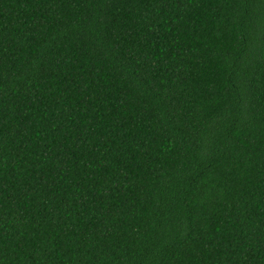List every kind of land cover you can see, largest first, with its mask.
Returning <instances> with one entry per match:
<instances>
[{"label": "trees", "instance_id": "trees-1", "mask_svg": "<svg viewBox=\"0 0 264 264\" xmlns=\"http://www.w3.org/2000/svg\"><path fill=\"white\" fill-rule=\"evenodd\" d=\"M0 264H264V0H0Z\"/></svg>", "mask_w": 264, "mask_h": 264}]
</instances>
